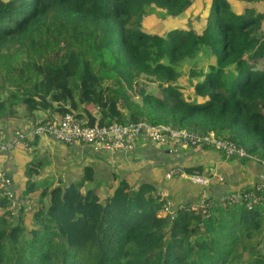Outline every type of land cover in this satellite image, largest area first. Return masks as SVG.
Wrapping results in <instances>:
<instances>
[{
    "label": "trees",
    "instance_id": "16d2710c",
    "mask_svg": "<svg viewBox=\"0 0 264 264\" xmlns=\"http://www.w3.org/2000/svg\"><path fill=\"white\" fill-rule=\"evenodd\" d=\"M193 1L0 0V124L74 101L101 124L215 131L264 161V12L211 0L202 29L144 28L153 7L174 26ZM200 54L211 61L191 68L186 95L180 65ZM86 183L46 188L32 226L0 193V264H264V205L210 198L209 215L182 207L171 221L152 186L121 182L103 198Z\"/></svg>",
    "mask_w": 264,
    "mask_h": 264
},
{
    "label": "crops",
    "instance_id": "0c3cea01",
    "mask_svg": "<svg viewBox=\"0 0 264 264\" xmlns=\"http://www.w3.org/2000/svg\"><path fill=\"white\" fill-rule=\"evenodd\" d=\"M230 1L235 11L240 13L248 7L264 12V0L251 3L243 0ZM210 2L211 0H204L202 10L189 9L180 16L184 19L183 21L180 19L183 25H174V27L187 28L186 24H188L200 26V29L204 28ZM156 8L153 7L152 12ZM194 14L203 17L193 19L190 23L189 20H192ZM154 26L168 25L158 22ZM262 62L264 63V60ZM260 68L264 69V66ZM188 79L189 73L187 81ZM86 106L88 113L78 109L74 101L70 108L77 110L76 112L83 117L87 116L84 118L90 117L94 123H100L98 108L93 105ZM50 112L52 111L38 110L32 116L25 109H20L17 115L4 118L0 129L8 132L26 129L34 119L48 116ZM175 167H181L190 174L207 176L209 183L201 186L185 179H167V171ZM0 169L12 176L13 188L16 192L26 194L33 199L34 210L39 205L40 197L46 188L52 189L76 182H87L88 187L99 185L101 189L99 192L103 198L110 195L121 182H128L133 188L152 186L156 193L168 198L173 207L190 202H201L204 199H219L227 193L242 192L258 183H264V165L258 160L227 158L212 148L175 149L172 144L152 143L145 140H139L135 148L129 151L100 152L89 144L69 146L48 136H38L31 139L29 148L3 150L0 153ZM219 177L223 180L221 181ZM28 188L32 190L28 191ZM33 214L34 212H26L27 226H32Z\"/></svg>",
    "mask_w": 264,
    "mask_h": 264
},
{
    "label": "built area",
    "instance_id": "2783aa9c",
    "mask_svg": "<svg viewBox=\"0 0 264 264\" xmlns=\"http://www.w3.org/2000/svg\"><path fill=\"white\" fill-rule=\"evenodd\" d=\"M48 136L69 146L89 144L96 151L116 152L129 151L135 148L139 140L152 143L172 144L175 149L199 147L212 148L221 152L227 158L255 159L249 151L232 140L221 138L215 131L196 132L188 129H176L167 124H154L148 121L114 122L112 124L92 123L80 117L73 111L64 114L50 112L48 116L34 119L26 129H16L8 132L0 129V153L3 150H13L17 147H30L34 137ZM259 161V160H258ZM264 165V161H259ZM167 179H185L201 186L209 183V177L200 174L187 173L181 167L171 168L166 173ZM221 181L222 177H219ZM0 193L11 202L10 209L17 216L19 211L34 212L33 199L16 192L13 188V179L4 170L0 169ZM229 204L244 205L248 209L264 205V183H258L242 192H231L216 198ZM213 199H204L201 202L173 207L168 199L162 207L161 214L170 217L173 221L179 209L186 207L190 211H201L209 215L215 204Z\"/></svg>",
    "mask_w": 264,
    "mask_h": 264
},
{
    "label": "rangeland",
    "instance_id": "374dc122",
    "mask_svg": "<svg viewBox=\"0 0 264 264\" xmlns=\"http://www.w3.org/2000/svg\"><path fill=\"white\" fill-rule=\"evenodd\" d=\"M204 8V0H194L193 4L189 7V9L192 10H202ZM188 9V10H189ZM167 13L165 10L160 9V8H156L154 9V11L152 13H150L149 15H147L145 17V21L144 24L145 25V29L146 30H150L154 33H165L166 30H168L169 28H172L174 26H154L156 24H158V22L160 23H165L167 24V20L165 19L167 17ZM182 16V15H181ZM202 15L198 16L197 14H194L192 16V20H189L190 23L193 22V19H202ZM182 21L184 20L183 18L181 19ZM172 25V24H171ZM175 25H183L182 23L179 24H175ZM188 27L189 25L186 24ZM196 28H201L200 26H194ZM211 55L210 54H200L198 55L195 59H190V60H186L184 62L181 63L180 65V70L183 72V76L181 78V83L184 86V92L186 93V95L188 94H193L192 89L187 85V78H188V73L190 72L191 68H195L196 71H205L207 69V65L209 64V61H211ZM260 66H264V63L260 61ZM150 83V90L154 91V84Z\"/></svg>",
    "mask_w": 264,
    "mask_h": 264
},
{
    "label": "water",
    "instance_id": "95a60500",
    "mask_svg": "<svg viewBox=\"0 0 264 264\" xmlns=\"http://www.w3.org/2000/svg\"><path fill=\"white\" fill-rule=\"evenodd\" d=\"M77 115H79L80 113H78V112H76V111H74ZM84 117H87L86 115L84 116Z\"/></svg>",
    "mask_w": 264,
    "mask_h": 264
}]
</instances>
